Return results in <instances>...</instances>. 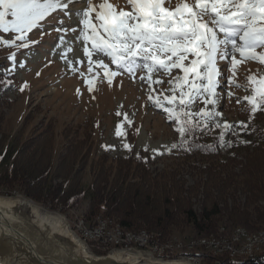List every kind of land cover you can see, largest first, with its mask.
Listing matches in <instances>:
<instances>
[{"label":"rangeland","instance_id":"374dc122","mask_svg":"<svg viewBox=\"0 0 264 264\" xmlns=\"http://www.w3.org/2000/svg\"><path fill=\"white\" fill-rule=\"evenodd\" d=\"M92 2L98 5L102 0H92ZM108 2L115 8L127 10L126 0H108ZM179 2L180 0H171L173 6ZM186 2L192 3L194 0H186ZM84 6L86 5L83 3H77L70 8L76 12ZM78 19L76 15L65 17L62 13L59 16L53 13L43 22L42 31L34 30L29 34L30 43L27 48L17 49L0 44V69L9 64L6 59L9 55H15L17 62L24 64V67L17 66L15 73L9 77L12 81L11 86L0 83V139L3 135L7 136L8 144L12 139L18 138L20 144L30 143V147L34 149L31 138L41 134L50 138L53 134L55 143L53 168L60 164L71 149L74 151L77 147V151L71 153L70 157L74 161L75 158L77 159L75 169L82 170L76 180H80L84 192L90 190L98 173L104 171L116 173L121 163L132 162L133 167L141 163L153 177L156 175L161 177L164 174L176 175V180L180 179L188 192L185 194L186 198L200 216L206 197V187L199 182L202 178L206 179V175L201 176L199 169L209 166L210 158H204V164H201L200 159L193 155L188 157L183 150L167 151L172 143L178 142L179 138L165 114L153 108L148 101L147 87L140 80L142 73L137 72L134 78L121 73L109 84L103 70H100L91 75L94 84L93 90L89 91L84 82L89 77L87 61L83 56L82 43L75 39L78 31L62 33L54 30L58 20H62L64 26L71 28L78 25ZM61 35H64L66 41L72 42L73 52L69 54V58L84 62L76 73L70 72L61 58L63 46H58ZM257 54H264V49H257ZM105 62H109L107 58ZM220 67L224 69L228 65L221 62ZM110 68L114 70V66L110 65ZM80 72H84L85 76L82 77ZM224 76L231 77L232 73L226 71ZM250 77L264 78V64L252 60L242 61L235 70L234 83L228 85L221 93L219 109L222 111V119L233 124L244 122L248 125V129L238 138L232 137L234 141L232 147L218 148L221 158L212 159L214 162L217 160L221 162L222 157L226 156L234 157L238 163L245 164L248 156L253 154L254 143L259 137L257 131H264V109L252 114L249 105L243 100L245 96L252 94ZM161 78L165 81L168 79V77ZM224 83L226 84L227 81L225 80ZM25 85L27 86L24 87ZM22 87L23 91H21ZM163 87L167 88V84ZM228 92H231L232 96H228ZM238 98L240 103H237ZM125 113L132 121L131 126L124 124ZM118 124H124L126 137L115 135ZM215 135L216 133L203 137L215 140ZM123 143L130 144L131 150H125L122 147ZM239 145L244 149L239 150ZM104 146H109V150H105ZM234 165L237 167L233 171L240 174L241 165ZM1 176L0 170V179ZM61 182L52 181L53 188L57 189ZM24 189H27L28 194ZM212 193L217 194L214 191ZM48 195L43 189V183L32 182L24 187L20 183L7 184L3 180L0 181V197L27 199L42 210L65 219L67 225V221L72 225L76 218L82 216L90 219L89 198H84L75 207L66 208L49 203L53 197ZM247 195L250 196L241 188L236 191L235 200L238 206H244ZM232 205L233 200L229 198L230 209ZM99 214L119 221L115 217L107 216L104 210L96 211L95 216ZM222 226L224 222L218 225L217 231L209 238L201 237V239L217 238V235H221L220 229L225 227ZM136 228L133 227L132 230L137 232L147 230L144 229L145 227ZM237 228L245 229L247 232L264 230L263 228L249 231L243 226H238L230 232L233 234ZM156 233L162 232L156 231ZM184 234L193 233L186 228L175 230L173 233H164V237Z\"/></svg>","mask_w":264,"mask_h":264},{"label":"snow or ice","instance_id":"6c2138e0","mask_svg":"<svg viewBox=\"0 0 264 264\" xmlns=\"http://www.w3.org/2000/svg\"><path fill=\"white\" fill-rule=\"evenodd\" d=\"M77 3L86 6L73 12L70 6ZM126 4L127 10L113 7L108 0L98 5L92 0H0V44L27 48L29 34L42 31L43 22L53 13L76 15L77 26L69 28L58 20L54 30L78 31L75 39L82 43L89 74L84 82L90 92L94 84L91 75L100 70L109 84L118 74L134 78L140 72L151 106L165 114L178 135V142L172 143L168 152H190L194 147L214 152L232 147V137L238 138L248 125L222 119L221 93L234 83L235 70L242 61L264 64V54H257V49H264V0H180L175 6L171 0H126ZM58 46H63L61 58L68 70L78 72L84 62L69 58L72 42L61 35ZM6 59L9 64L0 69V83L11 86L9 77L24 64L17 62L15 55ZM221 62L228 67L222 69ZM226 71L232 76L225 77ZM249 84L252 94L243 100L254 114L264 109V78L250 77ZM123 120L131 126L126 113ZM124 124L117 125V137L127 136ZM214 133V144H197L201 136ZM122 147L131 150L128 143Z\"/></svg>","mask_w":264,"mask_h":264},{"label":"trees","instance_id":"16d2710c","mask_svg":"<svg viewBox=\"0 0 264 264\" xmlns=\"http://www.w3.org/2000/svg\"><path fill=\"white\" fill-rule=\"evenodd\" d=\"M257 132L259 137L254 143L253 154L248 156L245 164L226 156L222 157L221 162H214L212 159L221 158L218 149L212 152L207 148L200 150L194 147L192 151L186 152L188 157L193 155L200 159L201 164H204V158L209 157L211 160L209 166L199 169L201 176L206 175V179L202 178L199 182L206 187L200 216L186 198L188 192L184 189V183L180 179L176 180V175L153 177L141 163L136 167H133L132 162L121 163L116 173H98L90 190L84 192L80 180H76L82 170L75 169L77 159L74 161L70 157L77 147L74 151L71 149L60 164L53 168V134L50 138L44 137L45 134L31 138L34 149L30 143L20 144L18 138L7 144L8 138L3 135L0 139V181L20 183L24 187L32 182L43 183L45 192L53 197L49 203L54 206L72 208L84 198H89L90 219L95 217L96 211L104 210L107 216L115 217L129 229L145 227L149 231L173 233L187 228L194 236L209 237L224 222L225 227H222L227 229L226 232L238 226L256 231L264 228V205H261L264 203V131ZM214 143L215 140L203 136L197 141L198 145L205 146ZM239 147V150L244 149ZM234 164L241 165L240 174L233 171L237 167ZM55 180L62 181L57 189L52 185ZM240 188L250 194L243 207L238 206L235 200L236 191ZM24 191L28 194L27 189ZM212 191L217 194L214 195ZM229 198L233 200L231 209L228 206ZM211 259L208 258V264H214ZM242 264H264V255Z\"/></svg>","mask_w":264,"mask_h":264},{"label":"water","instance_id":"95a60500","mask_svg":"<svg viewBox=\"0 0 264 264\" xmlns=\"http://www.w3.org/2000/svg\"><path fill=\"white\" fill-rule=\"evenodd\" d=\"M7 199L0 197V264H194L158 261L134 250L93 255L57 214L24 198L2 201Z\"/></svg>","mask_w":264,"mask_h":264},{"label":"built area","instance_id":"2783aa9c","mask_svg":"<svg viewBox=\"0 0 264 264\" xmlns=\"http://www.w3.org/2000/svg\"><path fill=\"white\" fill-rule=\"evenodd\" d=\"M65 218V217H64ZM65 220V219H64ZM68 227H69V221ZM81 228H85L86 233L95 235V242H82L89 247L97 248V255L103 256L104 245L108 242V236L112 232L122 233V242L130 246V239H136L135 235H126L124 228L104 226V221H97L92 217V222H81ZM70 229V228H69ZM78 238V234H74ZM138 252L144 253L158 261L181 260L199 264L191 260V251H198L206 255V263L210 256H217L220 262H230L236 264L237 259L255 260L264 255V237L249 238L247 234H231V232H221V239L217 242L202 240L199 236L184 234L183 236H172L171 241H164V232L156 239L140 241L137 239ZM225 250H234V260H225Z\"/></svg>","mask_w":264,"mask_h":264},{"label":"bare ground","instance_id":"6f19581e","mask_svg":"<svg viewBox=\"0 0 264 264\" xmlns=\"http://www.w3.org/2000/svg\"><path fill=\"white\" fill-rule=\"evenodd\" d=\"M13 199H15V198H9L7 200H2V201H6V202L12 201L13 202V201H15ZM32 206L37 208L35 205H32ZM95 217H96L97 221H104V226H113V224H115L117 226V228H124V233H126V235H135V238H136V239H130V246H129L128 244H126V242H122V233L121 232H112V236H108V242L104 245L103 256H106L110 252L117 251V250H134V251L138 252V248L131 247V246H137V239L140 241H147V240L156 239L159 236H161V234H162V233L161 234H158V233L155 234L156 231L154 233H150L151 231L148 232L147 230L137 232V231H134L132 229H129V228L123 226L119 221H117L113 218H109V217H106V216L100 215V214L96 215ZM81 222H92V219L90 220L87 217L85 218L84 216L76 218L75 222L72 225H69L70 230L74 234H78V239L81 242H95V235H91L89 233H86L85 228H81V224H80ZM226 230H227L226 228H222V229H220L219 233L221 234V232H226ZM247 233L248 232L245 229L238 228L233 234H247ZM169 236H166V238L164 237V241H171L172 236L171 237H169ZM259 236L264 237V231L249 232V238H258ZM219 239H221V235H217V238L213 237V239H208V240H210V242H217V240H219ZM203 240H207V239H203ZM89 252L92 253L93 255H97V248L96 247H89ZM205 257L206 256H204V254H202L198 251H191V260L192 261H197V262H199V264H206V258ZM210 257L212 259H214V264L219 263L217 256H210ZM225 259L226 260H234V250H225ZM250 260H252V259H245V260L244 259H237L236 264H242V263H245V262L250 261Z\"/></svg>","mask_w":264,"mask_h":264}]
</instances>
